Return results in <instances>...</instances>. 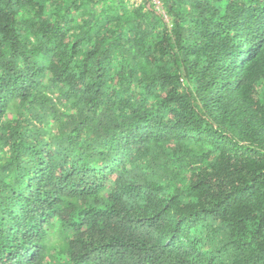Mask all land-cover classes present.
I'll use <instances>...</instances> for the list:
<instances>
[{"label":"trees","instance_id":"trees-1","mask_svg":"<svg viewBox=\"0 0 264 264\" xmlns=\"http://www.w3.org/2000/svg\"><path fill=\"white\" fill-rule=\"evenodd\" d=\"M0 264H264V0H0Z\"/></svg>","mask_w":264,"mask_h":264},{"label":"built area","instance_id":"built-area-1","mask_svg":"<svg viewBox=\"0 0 264 264\" xmlns=\"http://www.w3.org/2000/svg\"><path fill=\"white\" fill-rule=\"evenodd\" d=\"M156 2L159 4V0H156Z\"/></svg>","mask_w":264,"mask_h":264}]
</instances>
